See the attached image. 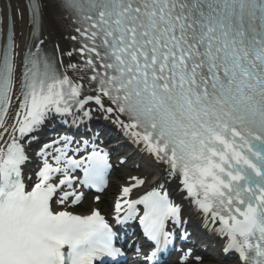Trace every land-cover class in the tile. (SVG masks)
Returning <instances> with one entry per match:
<instances>
[{"label": "snow or ice", "instance_id": "6c2138e0", "mask_svg": "<svg viewBox=\"0 0 264 264\" xmlns=\"http://www.w3.org/2000/svg\"><path fill=\"white\" fill-rule=\"evenodd\" d=\"M51 7L73 45L66 51L46 44L41 0L0 10V264H120L125 249L99 209L69 210L83 187H104L111 167L86 126L97 113L163 172L154 182L129 173L114 201L116 222L139 218L151 242L130 249L137 264H164L177 240L192 239L186 205L225 238L222 256L264 264V0ZM17 17L30 25L22 43ZM53 121L86 134L69 127L41 143ZM183 251L187 261L192 248Z\"/></svg>", "mask_w": 264, "mask_h": 264}, {"label": "bare ground", "instance_id": "6f19581e", "mask_svg": "<svg viewBox=\"0 0 264 264\" xmlns=\"http://www.w3.org/2000/svg\"><path fill=\"white\" fill-rule=\"evenodd\" d=\"M11 4L12 6L15 7H20L22 6L21 0H11ZM44 12H43V31L44 34L47 36L48 39H52L54 41H56L57 45H59L60 50H64L66 51V45H65V41H63L62 35H61V31L58 29V25L56 20L53 18V13L51 8H49V6H45L44 8ZM17 27L18 30L20 32H24V27H25V21L21 22L18 21L17 22ZM64 62L65 64L68 63V57L65 56L64 57ZM70 74L71 70H68ZM121 140V139H119ZM122 141V140H121ZM113 142H110V144ZM125 151L128 152H133V155L136 158V161H138L140 163L141 169H144L145 172L150 174L149 180L154 181V177L160 176L161 175V171L160 168L155 165L149 158L145 157V155H140L137 151H133L130 148H127L125 150H123V152L125 153ZM192 219V218H191ZM192 222V221H190ZM192 225H195L194 223H192ZM205 233L202 232V235H204ZM210 243H215V247L212 248L214 250H218L221 247V242L216 240V239H212V241ZM233 264V259L232 258H227L226 261H223L222 264Z\"/></svg>", "mask_w": 264, "mask_h": 264}, {"label": "rangeland", "instance_id": "374dc122", "mask_svg": "<svg viewBox=\"0 0 264 264\" xmlns=\"http://www.w3.org/2000/svg\"><path fill=\"white\" fill-rule=\"evenodd\" d=\"M131 158V157H130ZM133 158V157H132Z\"/></svg>", "mask_w": 264, "mask_h": 264}]
</instances>
